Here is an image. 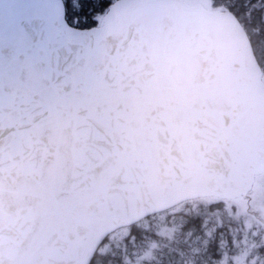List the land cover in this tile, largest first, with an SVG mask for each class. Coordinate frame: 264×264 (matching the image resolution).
I'll return each instance as SVG.
<instances>
[{"label": "water", "instance_id": "95a60500", "mask_svg": "<svg viewBox=\"0 0 264 264\" xmlns=\"http://www.w3.org/2000/svg\"><path fill=\"white\" fill-rule=\"evenodd\" d=\"M38 2L0 0V17ZM48 57L67 87L43 109L0 110V264H90L118 229L247 196L264 83L231 12L116 0L99 26L65 27Z\"/></svg>", "mask_w": 264, "mask_h": 264}, {"label": "trees", "instance_id": "16d2710c", "mask_svg": "<svg viewBox=\"0 0 264 264\" xmlns=\"http://www.w3.org/2000/svg\"><path fill=\"white\" fill-rule=\"evenodd\" d=\"M114 1L116 0H88V3L85 5L86 13L80 14L78 17L74 18V27L87 29L100 25L106 10ZM210 2L214 11H229L238 19L248 35L254 55L264 73V0H210ZM80 7L81 0H71V8L74 11H79ZM196 203L201 204L200 211L202 212H199L200 215L205 212H210V214H212L219 211L221 205L223 206V204L217 200L209 201L205 199L197 202H186L174 209L144 219L138 224L118 230L105 240L94 255L90 264H116L123 263L125 260L130 263L142 262V259L139 258H143L146 248L151 243L153 236H155V223L160 220L161 217L173 216L171 212L175 209H179L180 211L176 212L174 216H176L178 221H183L188 211L193 210V206L196 205ZM190 217L191 215L189 213L188 218ZM217 218L220 222L218 227L217 224L214 225L215 221L213 220H207V225L200 224L201 227L197 229L200 235L201 232L207 231L208 229L213 231L208 235H201L204 236V238L198 245L190 238L187 240L185 232L182 240H179V234L177 238L165 241L167 242L166 245H168L170 247L169 249L173 252L166 253L164 256L165 262L163 260H161V262L167 264H183L184 260L188 258L187 262L184 263L188 264L194 253H200L201 255L198 258H193L195 261L194 264L238 263L239 258L246 257L250 252L249 256L245 258L247 263H264V244L257 240L255 243L249 241L251 247H254L252 251H242L240 249L238 251H229L230 245L228 244H226V248H224L223 245L228 241L225 237H228L226 234L228 222L222 220L220 217ZM193 224L197 227V223ZM212 235L216 237L219 236V238L211 241V239L208 238ZM219 241L221 244L223 243L221 247L225 250L220 249L218 246ZM186 244H189L191 248L185 247ZM231 247L235 249L234 245ZM122 250H126L128 258L123 254ZM146 263L152 262L149 261Z\"/></svg>", "mask_w": 264, "mask_h": 264}, {"label": "snow or ice", "instance_id": "6c2138e0", "mask_svg": "<svg viewBox=\"0 0 264 264\" xmlns=\"http://www.w3.org/2000/svg\"><path fill=\"white\" fill-rule=\"evenodd\" d=\"M87 3L81 0L74 11L71 0H40L23 13L16 8L0 17V110L43 109L67 87L61 73L53 77L48 52L63 43L65 27L75 26L74 18L86 13ZM34 20L40 21L38 28Z\"/></svg>", "mask_w": 264, "mask_h": 264}, {"label": "rangeland", "instance_id": "374dc122", "mask_svg": "<svg viewBox=\"0 0 264 264\" xmlns=\"http://www.w3.org/2000/svg\"><path fill=\"white\" fill-rule=\"evenodd\" d=\"M199 3L203 6L205 10L211 9V2L210 0H199ZM254 195L256 197V204L259 206L264 207V163H261L257 168V177H256V184L254 187ZM242 203H235L234 205L229 206H222L219 211H216L212 214L210 212L201 214L199 212L201 209V204L196 203V205L193 206V210L188 211L187 216H185L183 221H178L176 219V212H179V209H175L171 212L173 216L169 217H161L160 220H158L155 223L156 229L154 230L155 236H153V239L151 240V243L146 248V252L143 255L142 262L140 263H130L128 261H123V263H116V264H167L162 263L161 260L164 261V256L166 253L173 252L170 247L165 241L173 240L177 238L179 235V240L183 239L184 232L186 233V239L189 240L190 238L194 243L200 244L202 242V239L204 236L201 235H208L212 231L211 230H205L204 232H201V235L198 233L197 229L201 227L200 224L207 225L209 221H215V224L220 225V222L218 221V218H222V220L228 222V228H226V234L225 236L228 239V243L226 242L223 247L226 248V244L230 245L229 251L235 250L238 251L239 249L242 251H252L254 247H251L249 244V241L252 243H255L257 240L258 242L264 244V224L259 223L258 221H255L252 217L246 216V212L242 208ZM189 213L191 215L190 218H188ZM215 214V215H214ZM186 215V214H185ZM213 215V216H212ZM188 220V221H187ZM203 222H202V221ZM220 220V219H219ZM217 221V222H216ZM197 223V227H195V224ZM220 227V226H219ZM207 237V236H206ZM219 238V236H210L208 239L215 240ZM185 241V240H184ZM205 243V242H204ZM223 244V243H222ZM221 242L219 241V247L222 250H225L222 246ZM234 245L235 249L231 246ZM187 248H191L189 244H186ZM251 247V248H250ZM123 254L128 258L126 250H122ZM160 252V254H159ZM235 253V252H233ZM250 253V252H249ZM249 253L246 257L249 256ZM159 254V257H158ZM201 254L200 253H194V255L191 256L190 262L188 264H194L195 261L193 258H198ZM241 257L238 260V263H211V264H264V263H247L245 258ZM188 259V258H187ZM187 259L184 260L183 264L187 262ZM151 261L152 263H146ZM158 262V263H157ZM165 262V261H164ZM204 264V263H203ZM208 264V263H206Z\"/></svg>", "mask_w": 264, "mask_h": 264}, {"label": "flooded vegetation", "instance_id": "af4514ba", "mask_svg": "<svg viewBox=\"0 0 264 264\" xmlns=\"http://www.w3.org/2000/svg\"><path fill=\"white\" fill-rule=\"evenodd\" d=\"M257 168L255 171V181L257 177ZM254 193L255 192L252 191L251 194L247 198H244V199L241 198V199H238V201H233V202H227V201H222V200H217V201L222 202L223 206L234 205L235 203H239L238 206H240V203H242L241 205H242L243 210L246 212V216H250L255 221H258L259 223L264 224V207L263 206L258 207V205L256 204V197ZM209 199H212V198H209Z\"/></svg>", "mask_w": 264, "mask_h": 264}]
</instances>
